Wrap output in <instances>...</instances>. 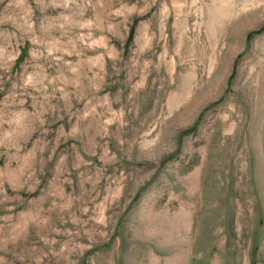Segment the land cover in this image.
Returning <instances> with one entry per match:
<instances>
[{
	"label": "rangeland",
	"instance_id": "374dc122",
	"mask_svg": "<svg viewBox=\"0 0 264 264\" xmlns=\"http://www.w3.org/2000/svg\"><path fill=\"white\" fill-rule=\"evenodd\" d=\"M0 264H264V0H0Z\"/></svg>",
	"mask_w": 264,
	"mask_h": 264
}]
</instances>
